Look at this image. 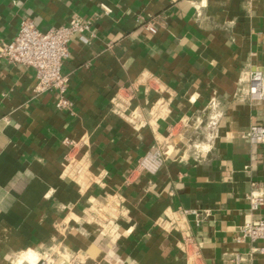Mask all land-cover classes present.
<instances>
[{
    "label": "crops",
    "instance_id": "obj_1",
    "mask_svg": "<svg viewBox=\"0 0 264 264\" xmlns=\"http://www.w3.org/2000/svg\"><path fill=\"white\" fill-rule=\"evenodd\" d=\"M73 18L92 29L69 44L65 108L0 59V264H187L164 224L183 210L201 264H264V241L241 231L264 220L248 199L264 196V145L246 137L264 125L247 96L264 0H0V45L25 19L47 31ZM156 147L149 174L139 163Z\"/></svg>",
    "mask_w": 264,
    "mask_h": 264
},
{
    "label": "built area",
    "instance_id": "obj_2",
    "mask_svg": "<svg viewBox=\"0 0 264 264\" xmlns=\"http://www.w3.org/2000/svg\"><path fill=\"white\" fill-rule=\"evenodd\" d=\"M92 29L90 21L73 18L68 25L41 31L32 20L22 21L20 30L13 40L0 45V59L11 64L22 65L35 71L37 90L40 92H55L59 95L56 104L58 109L68 105L65 95L68 90V77L63 73L64 62L70 56L69 44L74 37L85 44L90 42L86 36ZM156 33V30L150 28ZM247 96L251 102L264 103V69L251 73ZM114 110L127 119L134 126H139V115L136 111H129V103L125 99L113 101ZM218 108V102L212 100L211 110ZM247 139L255 145H264V125H252L247 133ZM164 164V153L160 147L148 152L140 161L139 168L149 174H156ZM252 210L264 206V196L251 193L248 197ZM192 213L183 210L175 218L167 216L164 224L169 229L181 232L185 237V255L187 264H201L199 250L192 243V234L187 223V217ZM243 237L251 243L264 241V220L248 221L241 229ZM264 254V247L254 249V253ZM239 260V259H238ZM41 264H49L43 261Z\"/></svg>",
    "mask_w": 264,
    "mask_h": 264
},
{
    "label": "bare ground",
    "instance_id": "obj_3",
    "mask_svg": "<svg viewBox=\"0 0 264 264\" xmlns=\"http://www.w3.org/2000/svg\"><path fill=\"white\" fill-rule=\"evenodd\" d=\"M33 255V254H32ZM31 254H28V255H25L24 257H22V259L21 260H23V259H28V260H30L31 262H33L34 264H36L35 262V260H37V256H35V258L32 256Z\"/></svg>",
    "mask_w": 264,
    "mask_h": 264
}]
</instances>
